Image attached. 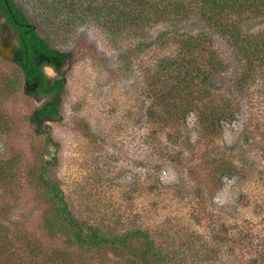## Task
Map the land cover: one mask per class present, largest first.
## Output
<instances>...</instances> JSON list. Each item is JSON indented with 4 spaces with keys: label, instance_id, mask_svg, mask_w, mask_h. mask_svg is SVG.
Returning a JSON list of instances; mask_svg holds the SVG:
<instances>
[{
    "label": "rangeland",
    "instance_id": "1",
    "mask_svg": "<svg viewBox=\"0 0 264 264\" xmlns=\"http://www.w3.org/2000/svg\"><path fill=\"white\" fill-rule=\"evenodd\" d=\"M14 1L40 34L54 35L49 36L53 47L69 55L61 68L59 117L47 125L59 144L49 177L60 184L71 211L113 228L146 229L166 248L193 254L185 264H244L250 255L245 248L227 243L212 256V241L226 231L231 238L251 233V241H264V57L255 62L261 72L251 73L240 90L231 86L247 62L197 14L174 28L160 23L141 38L122 33L113 42L109 30L92 19L62 20L52 15L55 10L41 11L38 0ZM256 1L263 6L264 0ZM260 10L251 19L233 16L243 33L264 37ZM169 30L184 39L206 35L210 50L227 64L212 89L231 100L234 111L212 136L195 111L178 120L175 134L150 117L156 110L150 79L184 56L177 38L160 39ZM9 43L6 35L0 38V51ZM46 100L27 96L20 70L0 58V166L8 175L7 184L0 183V217L9 219L11 230L23 227L40 241H46L38 228L42 204L31 171L40 165L44 139L33 132L29 116ZM215 160L232 169L220 175ZM57 244L48 239L45 246Z\"/></svg>",
    "mask_w": 264,
    "mask_h": 264
},
{
    "label": "trees",
    "instance_id": "2",
    "mask_svg": "<svg viewBox=\"0 0 264 264\" xmlns=\"http://www.w3.org/2000/svg\"><path fill=\"white\" fill-rule=\"evenodd\" d=\"M35 4L41 11L55 10L51 14L62 20L71 18L74 22L80 18L92 19L98 27L109 30L108 38L113 42L122 33L141 38L147 29L160 23L174 28L183 23L189 17L187 15L194 13L211 33H217L238 54L241 52L239 60L247 62L245 71L238 74L239 81L232 83L231 87H240L241 90L242 84L251 78V73L261 72L255 62L264 57L263 51L261 52L264 37L243 33L239 20L233 17L236 14L241 17L249 14L250 19L259 16L264 4L262 6L256 0H38ZM2 18L6 28H15L17 31L18 45L14 49V56L23 82L27 85L36 84L37 93L44 96L53 94V98L35 108L29 116L33 132L44 139L40 165L31 172L35 177L38 200L42 204L38 228L46 241H40L33 233H26L23 227H13L11 230L6 221L9 219L0 217V264H101L102 261L123 264H185V261H190L193 254L185 248L182 251L168 249L155 241L146 229L113 228L92 221L80 211H71L65 192L48 173L57 164L59 144L53 140L47 123L59 117L65 81L59 78L48 82L42 71V64L38 63V56L41 54L51 61H60L65 54L51 45L49 36L54 35L49 32L40 34L14 0H0V19ZM44 18L46 23L52 24L54 21L48 15ZM1 31L0 24V33ZM169 33L170 30L160 34V39L175 41L177 38L184 56L179 61L173 59L169 66H162L150 79L156 108L150 112V117L175 134L180 129L177 126L178 120L195 111L202 130L208 133L207 136H212L221 128V120L232 116L234 111L231 100L220 97L212 89L214 78L226 72L227 64L217 52L210 50L206 35L198 34L184 39L176 30ZM126 52L124 51V55ZM132 52L137 54L136 50ZM122 59H127V54ZM25 92L28 96L36 94ZM215 164L220 175H226L232 169L220 161L215 160ZM3 172L0 166V183L7 184L8 175L4 177ZM18 223L16 222L17 225ZM215 234L216 240L220 239L212 241V256L217 254L222 245L230 243L232 248L242 246L250 254L244 264H264V241H251V233L237 234L233 238L227 231ZM48 239L49 242L58 244L47 248L45 245ZM192 248L193 246L189 249ZM199 249L201 245L194 253ZM15 252L19 255H15ZM200 257L202 258V254ZM10 259L17 261L10 262Z\"/></svg>",
    "mask_w": 264,
    "mask_h": 264
},
{
    "label": "flooded vegetation",
    "instance_id": "3",
    "mask_svg": "<svg viewBox=\"0 0 264 264\" xmlns=\"http://www.w3.org/2000/svg\"><path fill=\"white\" fill-rule=\"evenodd\" d=\"M0 24L2 26V31L0 33V38H3L4 35H6L7 40H9V42H10L9 46L6 49H4V51H2L3 53H8L9 52L10 53L9 58H7V59H4L3 57H0V58L3 61H6V62H10L11 61V63H13L19 69V67L17 65V62L15 61V56H14V49L18 45L17 31H15V28H6L4 26V18L0 19ZM61 52H63V51H61ZM64 54H65V56L63 58H61L60 61H57V59H55L54 61H51V59L46 58L43 54L38 56L39 57L38 58V63L42 64V71H43L44 76L46 77L48 82H52V81H54L56 79H59V78L60 79L61 78L64 79V77L61 74V68L65 65V63L68 61V58H69V55L67 53L64 52ZM47 70H50V72H52V74L54 76L49 78L47 76V73H45V72H47ZM64 81H65V79H64ZM24 86H25V88H24L25 91L36 93V94H34L33 96H30V97L41 96V97L46 98L47 99L46 101H49V100H51L53 98V94L48 95V96H44V95H42L40 93H37L38 86L36 84H33V85L25 84ZM36 108H38V107H36Z\"/></svg>",
    "mask_w": 264,
    "mask_h": 264
},
{
    "label": "water",
    "instance_id": "4",
    "mask_svg": "<svg viewBox=\"0 0 264 264\" xmlns=\"http://www.w3.org/2000/svg\"><path fill=\"white\" fill-rule=\"evenodd\" d=\"M0 54H1L3 57H5V58H9V55H10L9 52H8V53H3L2 51H0Z\"/></svg>",
    "mask_w": 264,
    "mask_h": 264
}]
</instances>
